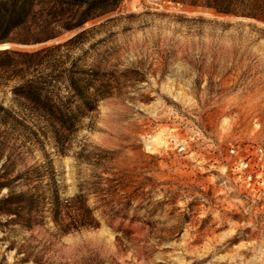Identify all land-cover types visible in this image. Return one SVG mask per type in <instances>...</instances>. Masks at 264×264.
<instances>
[{
  "label": "rangeland",
  "instance_id": "rangeland-1",
  "mask_svg": "<svg viewBox=\"0 0 264 264\" xmlns=\"http://www.w3.org/2000/svg\"><path fill=\"white\" fill-rule=\"evenodd\" d=\"M118 14L124 16L92 38L105 40L88 62L104 53L107 67L137 73L122 76L66 154L53 142L46 150L67 196L94 169L76 158L82 145L115 151L111 164L135 174L144 198L140 214L154 210V231L135 223L138 244L126 242L125 251L103 220L54 238L50 262L264 264V32L250 24L264 27V21L178 0H123L86 26ZM246 158L249 167L242 164ZM24 160L20 167L41 162L43 152L36 148ZM181 225L178 238L158 243L159 234ZM3 236L0 230V262L34 264L15 262Z\"/></svg>",
  "mask_w": 264,
  "mask_h": 264
},
{
  "label": "trees",
  "instance_id": "trees-1",
  "mask_svg": "<svg viewBox=\"0 0 264 264\" xmlns=\"http://www.w3.org/2000/svg\"><path fill=\"white\" fill-rule=\"evenodd\" d=\"M178 1L264 21V0ZM122 2L0 0V46L7 42L34 46L0 47V230L5 234L2 240L10 238L8 248L15 250V262L56 264L48 256L54 238L97 228L103 220L113 226L118 246L125 251L129 250L126 242L138 244L135 223L142 224L140 229L154 231V210L140 214L144 198L135 174L115 170L111 164L115 151L95 152L82 145L76 158L94 169L91 178L67 196L46 150L48 142H53L59 153L66 154L84 120L92 118L100 102L116 92L122 76L137 73L136 69L119 72L107 67L104 53L88 62L92 51L105 40L92 38L124 15L89 26L86 23L117 10ZM250 24L264 32V27ZM76 29L79 31L72 36L54 41ZM36 148L43 152L44 160L20 167ZM148 197L151 200L152 195ZM116 220L118 226L113 224ZM126 221L129 225L123 226ZM183 230V225L166 230L159 234L158 243L178 238ZM22 232L28 235L19 240Z\"/></svg>",
  "mask_w": 264,
  "mask_h": 264
},
{
  "label": "built area",
  "instance_id": "built-area-1",
  "mask_svg": "<svg viewBox=\"0 0 264 264\" xmlns=\"http://www.w3.org/2000/svg\"><path fill=\"white\" fill-rule=\"evenodd\" d=\"M259 149H260L261 151H263V150H264V146H260ZM232 150L235 151L234 148H233ZM242 164H243L245 167H249V166H250V158H246V159H244V160L242 161ZM252 176H253L252 171H249V172H248V177L251 178Z\"/></svg>",
  "mask_w": 264,
  "mask_h": 264
},
{
  "label": "water",
  "instance_id": "water-1",
  "mask_svg": "<svg viewBox=\"0 0 264 264\" xmlns=\"http://www.w3.org/2000/svg\"><path fill=\"white\" fill-rule=\"evenodd\" d=\"M13 45H22V44H19V43H13V42H7L6 43V46H0L1 48H4V47H12Z\"/></svg>",
  "mask_w": 264,
  "mask_h": 264
},
{
  "label": "bare ground",
  "instance_id": "bare-ground-1",
  "mask_svg": "<svg viewBox=\"0 0 264 264\" xmlns=\"http://www.w3.org/2000/svg\"><path fill=\"white\" fill-rule=\"evenodd\" d=\"M1 46H3V45H1Z\"/></svg>",
  "mask_w": 264,
  "mask_h": 264
}]
</instances>
